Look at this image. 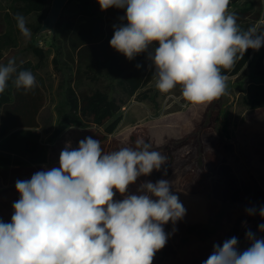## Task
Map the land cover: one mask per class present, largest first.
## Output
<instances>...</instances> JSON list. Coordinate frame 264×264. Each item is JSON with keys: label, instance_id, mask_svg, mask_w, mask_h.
Listing matches in <instances>:
<instances>
[{"label": "clouds", "instance_id": "obj_1", "mask_svg": "<svg viewBox=\"0 0 264 264\" xmlns=\"http://www.w3.org/2000/svg\"><path fill=\"white\" fill-rule=\"evenodd\" d=\"M96 3L101 11L124 10L110 48L128 61L146 54L155 88L167 94L178 87L188 105L223 96L224 71L245 51L264 46V30H242L228 12L230 0ZM14 19L21 37L31 39L26 17L18 13ZM9 82L24 92L37 86L31 70H18L15 57L0 63V94ZM166 161L142 138L132 147L107 152L91 136L75 148L66 143L58 166L16 181L19 199L12 204L11 221L0 220V264H152L173 234L164 226L176 225L187 210L166 179L141 182L134 192L129 188L161 171ZM245 211L262 221L257 232L246 231L249 246L241 250L233 236L214 244L202 264H264V237L258 238L264 233V206Z\"/></svg>", "mask_w": 264, "mask_h": 264}, {"label": "trees", "instance_id": "obj_2", "mask_svg": "<svg viewBox=\"0 0 264 264\" xmlns=\"http://www.w3.org/2000/svg\"><path fill=\"white\" fill-rule=\"evenodd\" d=\"M240 0H230L228 8ZM73 5L79 10H89L92 0H70L67 6ZM49 8V7H48ZM11 10L16 14H35L42 20L46 10L45 0H12ZM63 13L56 30L62 25ZM94 13L99 16L103 27L104 11L99 5L94 7ZM237 17V23L242 30L253 28L247 21L249 8L232 12ZM255 21V20H253ZM69 22L67 23L68 26ZM41 22L35 27L37 33ZM98 36V41L104 37V30ZM3 27L0 22V35ZM55 41L56 37H53ZM93 41H89L91 43ZM85 43H80V49ZM30 49L39 61L45 57L44 52L35 44ZM249 58L245 51L242 59L237 61L235 72L240 70ZM57 65V59H53ZM140 65L139 68L136 65ZM264 66V60H263ZM18 70H31L28 64L20 65ZM154 69L146 59L145 54L128 61L115 51L102 59L92 55L87 73H97L110 80H118L119 88L125 97H131L152 81ZM90 78L96 79L95 75ZM37 81V80H36ZM143 99L146 95L143 94ZM46 102L45 92L37 81V86L29 92L17 90L9 82L3 94H0V220L10 222L13 214L12 204L19 199L15 191L17 180L29 179L35 172L45 168L51 169L58 163H49L47 149L41 141L39 130V115ZM66 106L68 111L62 113V120L56 133L75 126L77 115L89 119L95 126L104 131H98L91 137L98 139L104 151H114L121 147H132L137 139H144L152 144L154 150L167 157L166 165L161 171H154L147 177H140L136 184L130 186L134 192L139 183L160 179L168 180L173 191L188 196H199L205 204L204 217L196 223L185 220L177 222L169 233H173L166 245L153 258L152 264H202L210 255L214 244L235 236L238 247L247 248L245 233L251 229L257 232L262 222L258 215L248 216L247 207L264 206V171L255 178L246 164L236 154L233 144L221 139L215 132L216 119L203 113L199 121L193 123L192 134L183 135L181 139H167L156 146L149 130L144 126L135 127L125 139L111 137L120 119H114L121 105L100 90L90 91L80 99L71 88L67 89ZM253 152L264 164V139H260L252 147ZM200 161V164H199ZM164 168L167 169L164 174ZM122 197L119 193L114 199ZM246 221V223H244ZM264 233L258 234V238Z\"/></svg>", "mask_w": 264, "mask_h": 264}, {"label": "rangeland", "instance_id": "obj_3", "mask_svg": "<svg viewBox=\"0 0 264 264\" xmlns=\"http://www.w3.org/2000/svg\"><path fill=\"white\" fill-rule=\"evenodd\" d=\"M50 2L51 0H45L46 10ZM97 5L96 0H92V7L87 11L76 9L72 4L66 6L62 25L54 36L35 33L34 29L41 20L39 16L29 14L25 17L32 36L25 41L16 28L15 14L11 10L12 0H0V22L3 27L0 35V63H6L9 58L15 57L17 67L28 64L45 92L46 102L38 121L48 162L58 163L60 152L66 143L70 142L75 148L80 140L105 129L95 126L79 114L75 126L56 133L62 120L61 114L68 111L67 89L71 88L79 99L90 91L100 90L107 92L110 98L116 99L121 105L114 118H119L120 122L113 134L107 136L108 139H125L135 127L144 126L149 130L156 146H160L167 139H181L183 135L192 134L193 123L199 121L203 113H207L208 118L214 116L216 119V134L233 144L236 154L253 176L259 178L264 171V164L252 147L257 141L264 139V46L258 51L247 50L249 58L240 70L235 72L234 66L224 71L227 76L226 93L210 104L188 105L181 97L178 87L167 94L160 93L154 86V80L133 96L125 97L118 80L86 72L92 55L96 54L102 59L114 52L109 42L114 25H118L119 17L124 15V10H105L102 27L98 14L94 13ZM243 8H249L247 21L253 24V28L264 30V0H240L228 8V12ZM101 28L102 32L104 30V38L98 41ZM53 37H56L55 41ZM89 41L93 42L88 43ZM80 43L85 44L79 49ZM30 44H35L44 52L42 61L33 54ZM54 58L58 61L57 65L53 64ZM91 75H95L96 79L90 78ZM143 94L146 99L142 98ZM174 192L187 210L183 220L196 223L204 217L205 204L201 197ZM172 227L171 223L166 224L165 232L169 233Z\"/></svg>", "mask_w": 264, "mask_h": 264}, {"label": "water", "instance_id": "obj_4", "mask_svg": "<svg viewBox=\"0 0 264 264\" xmlns=\"http://www.w3.org/2000/svg\"><path fill=\"white\" fill-rule=\"evenodd\" d=\"M70 0H51L50 6L45 17L41 20V26L37 32L40 34L55 35L56 27L62 15L64 8Z\"/></svg>", "mask_w": 264, "mask_h": 264}]
</instances>
